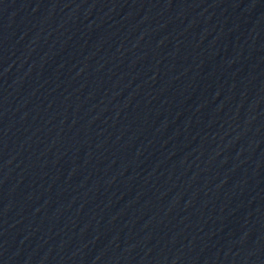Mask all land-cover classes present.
Listing matches in <instances>:
<instances>
[{"label":"water","instance_id":"water-1","mask_svg":"<svg viewBox=\"0 0 264 264\" xmlns=\"http://www.w3.org/2000/svg\"><path fill=\"white\" fill-rule=\"evenodd\" d=\"M0 264H264V0H0Z\"/></svg>","mask_w":264,"mask_h":264}]
</instances>
